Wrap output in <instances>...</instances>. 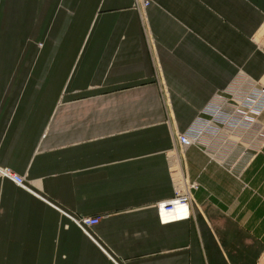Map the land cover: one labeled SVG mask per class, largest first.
<instances>
[{"label": "crops", "instance_id": "crops-1", "mask_svg": "<svg viewBox=\"0 0 264 264\" xmlns=\"http://www.w3.org/2000/svg\"><path fill=\"white\" fill-rule=\"evenodd\" d=\"M262 89L264 0H0V264H258Z\"/></svg>", "mask_w": 264, "mask_h": 264}, {"label": "built area", "instance_id": "built-area-1", "mask_svg": "<svg viewBox=\"0 0 264 264\" xmlns=\"http://www.w3.org/2000/svg\"><path fill=\"white\" fill-rule=\"evenodd\" d=\"M144 4H146V2H144ZM260 95L264 97V89L260 91ZM248 102L252 103L253 101L249 100ZM262 102L264 103V99L262 100ZM196 141H197L196 139L191 138L187 133L180 134L177 136V143L180 146L181 150L192 146ZM0 175L11 178V180L19 186L22 185V178L14 174H9L7 170H1ZM181 186L183 187L179 186L175 190L174 198L161 201L156 206L157 211H158L159 220L163 224L187 220L190 217L189 190L196 189L197 186L194 183L186 185L185 182H183ZM97 222L98 220L96 218H86L84 220H81L80 224L82 226L89 227V226H93L97 224ZM258 264H264V255L261 257Z\"/></svg>", "mask_w": 264, "mask_h": 264}, {"label": "rangeland", "instance_id": "rangeland-1", "mask_svg": "<svg viewBox=\"0 0 264 264\" xmlns=\"http://www.w3.org/2000/svg\"><path fill=\"white\" fill-rule=\"evenodd\" d=\"M211 119H213V114L215 113V118H216V115H218V112H219V110L218 109H212L211 111ZM238 112V114H241V117H244L245 116V112L243 113L242 111H237ZM207 114H209V113H207ZM217 118H218V116H217ZM223 119V118H222ZM244 119H247V118H244ZM211 120L210 121H208V126L207 127H210L211 125ZM205 124H206V122H205ZM206 126V125H205ZM258 127V125H256V123H255V125H253V128H257ZM198 127H197V125H194L193 127H191V129L188 131V132H186L191 138H194V139H196V140H198V138H199V135L200 134H202L203 133V131H202V129H197ZM175 140H174V143H175V146L177 147V149H178V151L181 153V148H180V146L178 145V143H177V136H175V138H174ZM185 150L186 149H183V153L185 152ZM1 170V169H0ZM1 176V175H0ZM86 218H89V217H86ZM86 218H81V220H84V219H86ZM93 218H96L98 221H99V217H93ZM81 220H80V223H81ZM79 223V225H81ZM82 226V225H81Z\"/></svg>", "mask_w": 264, "mask_h": 264}, {"label": "bare ground", "instance_id": "bare-ground-1", "mask_svg": "<svg viewBox=\"0 0 264 264\" xmlns=\"http://www.w3.org/2000/svg\"><path fill=\"white\" fill-rule=\"evenodd\" d=\"M0 173H1V170H0Z\"/></svg>", "mask_w": 264, "mask_h": 264}]
</instances>
